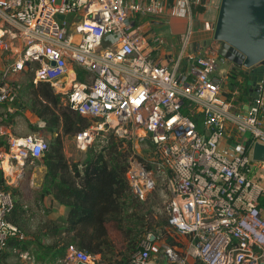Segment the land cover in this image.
<instances>
[{
	"label": "built area",
	"instance_id": "2783aa9c",
	"mask_svg": "<svg viewBox=\"0 0 264 264\" xmlns=\"http://www.w3.org/2000/svg\"><path fill=\"white\" fill-rule=\"evenodd\" d=\"M166 3L0 0V103H16L15 77L29 70L33 83L48 82L63 104L92 119L73 135L77 149L108 133L130 142L125 176L131 191L144 200L153 175L161 177L169 196L168 225L177 240L184 238L183 250L164 245L167 264H187L190 258L201 264H264V161L252 159L253 144L264 145V80L259 97L238 109L239 89H228L229 76L232 68H245L219 62L216 41L190 52L193 10L207 1L171 0L172 14L184 18L186 28L176 56L158 58L164 37L139 21L159 17ZM214 22H204L210 36ZM47 148L38 133H7L0 148V264L8 240L25 239L8 219L13 196L5 186ZM138 156H146L152 168ZM152 238L146 234L128 264H151ZM12 252L24 263L34 262L27 250ZM77 262L98 264V258L67 245L63 264Z\"/></svg>",
	"mask_w": 264,
	"mask_h": 264
},
{
	"label": "trees",
	"instance_id": "16d2710c",
	"mask_svg": "<svg viewBox=\"0 0 264 264\" xmlns=\"http://www.w3.org/2000/svg\"><path fill=\"white\" fill-rule=\"evenodd\" d=\"M80 73L78 80H82ZM24 74L26 79L20 84L16 104L34 113L44 122L45 131L53 135L41 157L46 173L38 196L43 200L45 196L52 195L67 209V213L57 222L51 219L38 225L29 233V239L10 238L1 257L3 264H10L7 260L10 255H15L13 248L27 250L39 264L47 263L48 254L51 258H57L62 254L61 246H54L57 242L53 246H42L41 239L53 235L58 236L59 240L60 230L64 232V245L74 244L95 255L108 253L114 246H121L113 254L117 256L109 261L110 264H128L147 233L152 234L153 242L160 239L170 247L179 245L180 242L176 241L168 225V213H156V187L144 200L138 199L131 191L125 176L132 153L130 142L111 133L99 135L86 148L83 160H68L63 153L64 137L73 136L89 126L92 119L63 104L59 94L54 92L48 82L33 83L32 72L26 70ZM236 88L239 94L234 103L241 109L247 99V81L244 71L234 67L230 72L228 89ZM137 159L146 169L152 168L146 156H138ZM5 188H12L11 193L15 194V188ZM162 188L165 190L164 184ZM260 205L264 206V198L260 199ZM25 214L27 216L26 210L13 199L8 219L20 228L18 220L22 221ZM31 244L37 245L35 255ZM39 248H42V253L38 252ZM193 264L201 263L194 260Z\"/></svg>",
	"mask_w": 264,
	"mask_h": 264
},
{
	"label": "crops",
	"instance_id": "0c3cea01",
	"mask_svg": "<svg viewBox=\"0 0 264 264\" xmlns=\"http://www.w3.org/2000/svg\"><path fill=\"white\" fill-rule=\"evenodd\" d=\"M207 1L208 5L204 8L200 5L196 6L193 10V19L196 22L197 25H200V22L203 20H209L216 18L217 14V6L219 4V0H202ZM171 7V0H167V3L164 7L163 13L159 17H143L140 19L139 22H141L142 26L147 28L149 32L151 31V27L153 24L162 25L165 30V33H158L164 37L165 42L160 46L159 51L156 52V55H158V58H160L162 61L166 60L163 57V54L171 55L172 57H175L176 53L179 51L176 47L177 45L180 46V40L181 37L185 31L186 28V20L184 18L176 17L172 14V11L170 9ZM151 20V21H150ZM205 25V23H204ZM200 27V26H199ZM201 31V32H200ZM205 32V30H199L197 31L198 34L193 36L194 33H192V48L190 49V52H194L196 48L200 44H203L204 41L208 38L203 37L202 34ZM207 32V31H206ZM157 33V32H154ZM209 34V32H207ZM210 36V34H209ZM172 63V62H171ZM171 63L169 65H171ZM184 63V62H183ZM181 62V64L183 65ZM178 72L184 71V68H178ZM18 76L15 78L17 79ZM3 114H6V119H2ZM259 118L262 121V125L264 128V107L261 109L259 113ZM36 127L37 129H34ZM12 133L16 135H24L29 133H38L41 134L44 137H47L49 140L53 137V135L47 133L44 129V122L41 121L34 113H32L29 109H23L19 107L16 103L15 104H4L0 103V148L6 146V134ZM73 138V136H72ZM66 139L67 136L64 137L63 140V153L65 157L68 160L71 161H79L84 159V151L81 150V152L78 154V149L75 147L74 149L69 150L66 147ZM74 143V139H73ZM46 173V166L44 165L42 158L35 160L33 164H27L24 167V175L22 174L19 178L16 179L15 183L11 185L10 187H13L16 189L14 192L15 194L12 195L14 201H18L19 204L22 205V208L26 210L27 216L25 214L24 219L18 222L20 223V229L25 234V239L30 238V232H33L38 225L42 224L43 222L50 221L51 219L56 221L59 218H64L67 213V209L59 204L52 195H47L41 200L39 198V194L42 191V184H43V178ZM0 184H2L1 181V175H0ZM12 188H10L11 190ZM12 192V191H11ZM39 213V214H37ZM19 227V226H18ZM63 236L64 232L60 230V239L58 240V236L53 235H46V237H43L41 239L42 246H53L57 242V245L54 246H61L60 251L61 255L57 258H51L50 254H48L47 262L54 261L55 263H61L63 264V256L65 254V248L67 245L63 244ZM176 241L180 242L179 245L172 246L173 248H176L178 250H183L185 246L184 245V238H180L179 240L176 239ZM59 242V243H58ZM156 242H154L155 244ZM165 244L162 242L159 246V253L157 255H153L151 257V264L157 263V264H167V255L165 252ZM30 246H37L36 244H31ZM121 246H114L108 253L104 254H96L98 260H100V263L98 264H110L109 261L114 258H116L117 255L113 254L120 249ZM153 249L155 250L156 247L153 246ZM113 256V257H112ZM105 260H101V259ZM194 260L190 258L187 262V264H193Z\"/></svg>",
	"mask_w": 264,
	"mask_h": 264
},
{
	"label": "water",
	"instance_id": "95a60500",
	"mask_svg": "<svg viewBox=\"0 0 264 264\" xmlns=\"http://www.w3.org/2000/svg\"><path fill=\"white\" fill-rule=\"evenodd\" d=\"M200 29L204 30L203 20ZM211 41L218 43L219 62L245 68L247 99L243 108H248L259 97L257 86L264 80V0H219L213 33L203 44ZM252 159L264 161V145L253 144Z\"/></svg>",
	"mask_w": 264,
	"mask_h": 264
},
{
	"label": "rangeland",
	"instance_id": "374dc122",
	"mask_svg": "<svg viewBox=\"0 0 264 264\" xmlns=\"http://www.w3.org/2000/svg\"><path fill=\"white\" fill-rule=\"evenodd\" d=\"M151 21V20H150ZM200 25H197L195 21H193V24H192V31H193V36H195L197 33V31L199 30V27ZM151 31L153 32H157V33H165L164 30L165 28L162 26V25H158V24H153L152 27H151ZM201 32V31H200ZM147 37L151 38L150 37V33L148 32L147 34ZM203 37H206L208 38L209 37V34L205 31L203 32L202 34ZM177 49H179V46L177 45L176 47V52H177ZM177 54V53H176ZM176 56V55H174ZM185 60V57L182 59V63L184 62ZM26 79V74H20L18 77H17V81L22 84L24 82V80ZM245 136H249L248 133L245 134ZM44 139H46L47 141H49V139L47 137H44L42 136ZM230 146L232 147L233 145L230 144ZM66 147L69 149V150H72L74 149V143H73V138L72 136H67V139H66ZM153 178H154V187H156V191L157 192V195L155 196L154 200H155V204L157 205L156 206V213L160 214L162 213L161 215H165L164 213H167V201H168V194H167V191H166V187H165V190L162 188V184H164L162 178L160 177H157V176H154L153 175ZM165 185V184H164ZM153 188L151 190H153ZM150 190V191H151ZM149 191V192H150ZM154 191V190H153ZM152 191V192H153ZM148 192V193H149ZM151 192V193H152ZM147 193V194H148ZM152 197V196H151ZM39 214V213H37ZM156 243L153 245L156 247V249L154 250L153 247L151 249V257H153V255H157L159 253V246L160 244L162 243V241L159 239L157 241H155ZM37 247L36 246H33V254L35 255L36 253V249ZM44 251V250H43ZM38 252L42 253V248H39ZM49 259V258H48ZM10 264H27V263H24L23 261H20L15 255H10V257L8 258L7 260ZM32 264H39V263H36L35 261L32 263ZM44 264V263H43ZM46 264H61V263H55L54 261H51V262H47Z\"/></svg>",
	"mask_w": 264,
	"mask_h": 264
}]
</instances>
